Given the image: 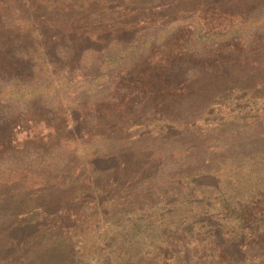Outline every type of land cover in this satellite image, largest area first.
<instances>
[{
	"label": "trees",
	"instance_id": "obj_1",
	"mask_svg": "<svg viewBox=\"0 0 264 264\" xmlns=\"http://www.w3.org/2000/svg\"><path fill=\"white\" fill-rule=\"evenodd\" d=\"M197 6L204 20L216 24L202 29L206 37L252 21L264 11V0L25 2L21 14L32 8L28 39L34 46L22 33L0 30V55L8 59L0 64V76L23 81L36 66L29 55L39 51L73 66L78 58H107L111 45L135 42L134 27L147 20L177 21L181 11ZM155 8L161 14H153ZM95 10H103V23L89 17ZM223 14L239 21L218 30ZM180 32L174 39L179 48L191 40L189 31ZM102 36L110 41L97 55L92 50ZM250 38L231 39L203 54L169 50L159 58L161 68L146 58L126 75L143 83L142 95L159 100L171 115L138 139L153 138L163 149L188 132L205 139L187 145L157 192L145 181L155 171L164 173L167 159L148 149L122 153L114 166L95 173L78 169L21 209L1 204L9 194L0 182V264H264V29ZM27 123L26 116L0 115V160L22 162L29 153ZM93 158L103 162V154ZM114 180L120 186L113 190ZM126 181L144 186L140 195L149 193L152 204L141 198L120 207L115 200L123 201ZM90 211L103 218L91 220ZM176 216L183 219L174 221Z\"/></svg>",
	"mask_w": 264,
	"mask_h": 264
},
{
	"label": "rangeland",
	"instance_id": "obj_2",
	"mask_svg": "<svg viewBox=\"0 0 264 264\" xmlns=\"http://www.w3.org/2000/svg\"><path fill=\"white\" fill-rule=\"evenodd\" d=\"M37 1L0 0V30L19 35L22 33L26 44L34 46L28 39V31L33 28L30 21L32 8L28 12L25 10L27 13L24 16L21 11L25 2L30 4ZM195 8L185 13L181 11L177 17L180 19L174 22L147 20L134 27L137 33L135 42L130 46L111 45L113 49L107 58L102 55L100 60L82 59L80 63L78 58L73 66L66 60L46 59L39 51L29 55L36 66L29 77L22 78L23 81L0 76V115L8 114L13 118L26 116L32 122L27 123L32 132L30 139L26 140L29 153H24L22 162L0 160V182L7 183L3 192L9 194L2 205L21 209L27 200L36 197L40 191L51 193L54 185L71 180L78 169L90 168L95 173L99 168L104 170L114 166L116 158L122 153H136L144 149L156 151L167 159L162 169L164 173L155 175V171L150 180L145 181L147 185L150 184L147 188L154 186L156 192L164 187L162 184L168 181L171 170L181 161L179 158L187 145L194 143L197 146L205 139L201 133L188 132L170 149H163L162 143L155 142L153 138L138 139L147 131L160 129L163 123L157 125L156 120L165 121L163 116L171 115L162 110L161 103L158 105L159 100L142 95L141 90L145 88L143 83L137 82L136 77L131 80L126 75L134 71L135 65L143 64L146 58L161 68L163 62L159 58L169 50L187 48L190 53L203 54L207 48L214 49L231 39L250 41L252 34L261 33L264 29L263 11L252 21L234 25L223 34L204 37L202 29L207 30L216 24L201 17L202 8L197 6V11H194ZM153 14L161 13L155 8ZM89 17L98 24L103 23V10H95ZM220 21L222 27L218 30L224 29L226 24H236L239 19L223 14ZM181 30L189 31L191 40L179 48L174 44V39L179 37ZM109 41L110 38L102 36L101 44L95 45L96 49L92 51L98 55L102 52L98 49L107 46ZM4 62H8V59L0 55V64ZM208 142L212 143V138ZM213 147L218 148V145L213 144ZM102 154L103 162L93 158ZM89 160L98 163L93 166ZM110 184H114L113 190L120 186L115 180ZM122 185L126 188L120 190L124 194L123 201L115 200L120 207L131 200L141 201V198L151 203L149 193L140 195L144 186H137L132 181L123 182ZM166 209L169 210V206ZM90 213L93 221L103 218ZM84 216L91 217L90 214ZM164 219L167 221L169 217ZM182 219V216H176L174 221Z\"/></svg>",
	"mask_w": 264,
	"mask_h": 264
}]
</instances>
